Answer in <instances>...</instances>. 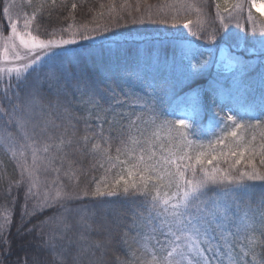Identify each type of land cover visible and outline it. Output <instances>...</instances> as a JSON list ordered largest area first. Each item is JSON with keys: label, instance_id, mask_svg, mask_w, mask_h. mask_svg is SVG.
I'll list each match as a JSON object with an SVG mask.
<instances>
[{"label": "snow or ice", "instance_id": "snow-or-ice-1", "mask_svg": "<svg viewBox=\"0 0 264 264\" xmlns=\"http://www.w3.org/2000/svg\"><path fill=\"white\" fill-rule=\"evenodd\" d=\"M244 6L235 3L231 11H224L231 19ZM11 7L3 9L10 33L0 31V143L11 152L20 170L17 186L27 183L21 219L52 210L39 227L50 229L43 246L51 252L53 264H109L113 229L120 227V221L110 222L83 204L71 206L88 196L142 198L143 211L134 213L128 226L129 230L137 229V249L130 251L127 259L117 257L118 264H264V197L255 210L242 212L240 207L252 196L253 185L248 181L264 180V173L253 163L259 157L264 165V98L255 112L236 110L233 114L230 109L221 115V107L208 129L184 110L178 112L177 119H167L157 98L141 94L129 80L113 84L91 81L63 65L67 46L78 43L75 36L79 30L69 39H41L30 30L35 13L18 27L20 18H14ZM216 7L226 30L219 3ZM248 8L249 20L253 8L264 16L257 0H248ZM165 9L177 13L194 10L195 29L192 20L184 22L183 28L201 38L205 31L201 7L173 0L161 5L157 14ZM109 11L115 12V6ZM148 19H152L151 12ZM177 19L172 17L173 27ZM160 22L168 23L167 19ZM81 28L80 39L87 41L93 39L91 33L99 25ZM252 33L253 37L258 33L259 38L251 51L264 58V28L253 27ZM50 35L54 37L56 32ZM203 38L214 42L216 30ZM182 54L189 59L195 55L194 51ZM224 60L229 67H246L231 50H225ZM57 61H61L57 69L41 75L43 68ZM204 64L197 61L193 68L202 69ZM196 75L198 72L192 73L193 78ZM29 76L33 77L31 83ZM73 96L85 107V116L72 111ZM81 120L83 136L78 130ZM202 136L214 139L205 144ZM77 155H89L105 169V178L95 182L93 191L87 185L80 186V169L73 159ZM245 160V169L238 168ZM221 162L227 167H221ZM113 169H118V176L109 182L107 175ZM29 200L34 201L30 210ZM10 222V213L5 210L0 229ZM141 226L143 233L138 230ZM70 231L77 233L75 241L66 239ZM101 233L103 239H97ZM122 242L127 243L126 239Z\"/></svg>", "mask_w": 264, "mask_h": 264}, {"label": "trees", "instance_id": "trees-1", "mask_svg": "<svg viewBox=\"0 0 264 264\" xmlns=\"http://www.w3.org/2000/svg\"><path fill=\"white\" fill-rule=\"evenodd\" d=\"M186 2L193 3L203 10L205 31L201 38L191 35L183 28L184 22L192 20L191 27L195 29L197 13L194 10L177 13L165 9V12L157 14L161 5L173 3V0H0V31L4 35L10 31L3 13L4 7L8 5H12L10 11L14 18L18 16L21 21L35 13L31 31L41 39H69L72 38L73 32L79 30L75 36L78 43L67 46L69 51L62 57L63 65L70 72L91 81H104L107 84L127 79L141 94L147 92L155 96L160 109L170 120L177 119L180 110L191 111L199 125L208 129L213 125L214 114L219 112L221 107V115L228 114L230 109L233 114L236 110L242 113L245 110L255 112L264 98V58L254 55L251 51L259 38L258 33L253 37L252 28H264V17L252 9V20H249V8L245 5L243 11L233 13V17L229 19L224 9L231 11L239 0H227V3L225 0L221 3L218 0ZM217 3L220 14L225 17V23L228 25L226 30L222 28L217 17ZM73 4L76 5L75 8L72 7ZM113 5L116 11L110 12L109 9ZM122 5L125 7L122 8ZM149 12L152 13L151 20L148 19ZM174 15L178 17L175 27L172 21ZM161 19H167L168 23H161ZM133 20L137 22L133 23ZM85 24L89 29L99 25V29L91 33L93 39L87 41L80 39V33L84 31L81 26ZM69 25L73 26L70 30L61 31L68 29ZM104 29L107 31H103ZM213 29L216 30V40L211 42L204 39L205 33H211ZM53 31L56 32L54 37L50 35ZM185 40L190 42L185 43ZM188 45H194L197 51L187 48ZM222 48L231 50L242 59L246 67H230L233 68L232 71L223 74L215 67V55ZM182 51L189 54L194 51V59L187 58ZM197 61L206 64L202 69H195L193 65ZM60 63L61 61H57L43 68L41 75L57 69ZM193 72H198L195 78L192 76ZM32 79L33 77L29 76L28 83H31ZM46 87L45 85V90ZM193 88H197V91L193 92ZM21 95L23 96V91ZM71 99L72 111L77 116H85V107L76 103V97ZM92 123L94 125L96 122ZM78 130L79 135L83 136V120L78 123ZM201 139L207 144L214 137L202 136ZM73 159L77 162L74 166L80 169V186L87 185L89 191H93L95 182L105 178V169L99 167L98 162L89 155H77ZM259 159L256 157L253 163L258 171L264 173V165L260 164ZM246 163V160L242 161L237 167L245 169ZM216 164L217 162L213 161V165ZM220 166L227 167L222 162ZM117 176L118 169H113L107 175V180L112 182ZM61 179L66 185L69 184L67 177L61 175ZM19 180L20 170L16 160L4 144L0 143V224L4 223L5 210L10 213L11 220L10 224H4L3 229H0V264H53L51 252L43 246L50 229L48 226L39 227L40 221L51 215L52 210L24 217L22 220L27 183L17 186L16 182ZM248 183L253 185V192L250 201L245 200L241 204L242 212L249 208L257 209L261 197H264V180ZM141 200L142 198L131 197L125 199L122 196H88L71 205H86L89 210L97 211L98 216H106L110 222L119 219L120 227L113 229L112 245L107 253L109 264H118L117 257L127 259V254L137 249V229L129 230L128 226L133 223L134 213L143 211ZM33 202L28 201L29 210ZM138 230L143 233L145 229L141 226ZM93 235L95 236V233ZM67 238L75 241L77 233L70 231ZM96 238L103 239V234ZM124 239L126 244L122 242Z\"/></svg>", "mask_w": 264, "mask_h": 264}, {"label": "rangeland", "instance_id": "rangeland-1", "mask_svg": "<svg viewBox=\"0 0 264 264\" xmlns=\"http://www.w3.org/2000/svg\"><path fill=\"white\" fill-rule=\"evenodd\" d=\"M218 1L221 3L223 0H218ZM239 3H242L244 5H248V0H247V2H244V0H239ZM257 3L261 6V9L264 10V0H257ZM253 10L258 12L255 8H253ZM258 13L260 14V12H258ZM22 25H23V20L22 21L20 20V24L18 25V27H22ZM9 30H10V28H9ZM9 33H10V31L5 35H8ZM187 48H190L191 50L197 51V48L194 45H188ZM225 50H226L225 48H222L216 53V55H215V58H216L215 59V67L217 69H220L223 74H229L233 68H230L227 65L226 61L224 60ZM187 112L192 114L191 111H187Z\"/></svg>", "mask_w": 264, "mask_h": 264}]
</instances>
